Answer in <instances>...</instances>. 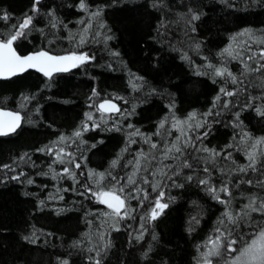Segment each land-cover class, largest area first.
Here are the masks:
<instances>
[{"label":"trees","instance_id":"16d2710c","mask_svg":"<svg viewBox=\"0 0 264 264\" xmlns=\"http://www.w3.org/2000/svg\"><path fill=\"white\" fill-rule=\"evenodd\" d=\"M83 2L0 0V39L32 17L20 53L90 57L0 80V107L24 118L0 136V264H204L217 236L209 259L228 264V241L264 227L261 213L225 216L264 201V0ZM105 98L118 114L98 110ZM113 186L123 216L93 195Z\"/></svg>","mask_w":264,"mask_h":264},{"label":"snow or ice","instance_id":"6c2138e0","mask_svg":"<svg viewBox=\"0 0 264 264\" xmlns=\"http://www.w3.org/2000/svg\"><path fill=\"white\" fill-rule=\"evenodd\" d=\"M39 2L40 0H35L36 4H39ZM79 6L82 10H85L87 7L83 0H81ZM34 10L38 11V9ZM96 14L98 15L99 13ZM4 19H7V16H5ZM31 22L32 17H27L19 26L21 30H17L7 38L0 39V78L7 79L11 76H15L19 73L27 71L29 68H35L37 71L42 72L45 76L51 78L53 73L69 71L71 68L78 67L90 59L86 53L78 55L74 52L69 55L62 56L51 55L47 51H39L27 56L19 55L16 49L13 47V44L21 35H23L22 29L27 28ZM80 43H85L83 36L80 38ZM225 51L231 55V51L229 49H225ZM261 55L264 56V53H261ZM225 73H227L229 76L232 75L230 72H227V69L216 70V74L218 76H224ZM232 82H236L235 77H232ZM233 94L234 93L232 92L227 93L229 96ZM218 98L219 97H217V99ZM99 109H103L104 111H119L115 104L107 101L105 103H101L99 105ZM261 114L264 115V113ZM87 115L88 119H92L91 114ZM194 116L195 113H192L189 119L194 118ZM21 119L22 118L19 113L0 110V136H5L11 132H14L20 126ZM184 123H187V121H177V124ZM160 127H164L163 122L161 123ZM189 127H191V125H189ZM180 131L183 135V129H180ZM75 135L79 137L81 133L77 131ZM61 139H63V137ZM256 143L261 144L264 143V141H257ZM151 147L156 148L157 145L153 143L151 144ZM172 147L177 152L181 151V149L176 145H173ZM171 150L172 149H168V151ZM205 151H207V149H205ZM249 159H253L251 154L249 155ZM61 162L63 161L61 160ZM116 163V161H113L114 166ZM79 166V164L76 165L77 168ZM137 167H139V161L137 162ZM67 171L68 170L65 169V172ZM205 171H207V169H205ZM103 179L104 175L102 173L99 174V180L102 181ZM188 179H191V177H188ZM29 182L31 183V181ZM147 182L148 181L145 180V183ZM129 183H135V181L129 177ZM201 183H207V181H201ZM211 190L216 191L214 188ZM123 191V187L116 189L115 186H113L109 190L102 189L98 192H94L93 195L97 197L98 203L106 205L107 208L111 209L113 213H115L117 216H120L122 211L126 208V199L122 198V196L118 194L123 193ZM221 191L227 192V188H222ZM160 196L162 197L163 193H160ZM221 203L227 202L221 201ZM167 206V204H161L159 201H157L156 207L152 209V219H155L160 214L157 209L162 211L164 208H167ZM252 212L264 214V201H262L260 205L257 206L256 200L253 198L248 204L244 205V209L240 214L233 216L232 213L226 212L225 216L230 223L236 224L238 221L249 217L250 213ZM124 215H127V212H124ZM229 235H231V233H229ZM26 239L28 238L26 237ZM211 244L213 245V248H211L209 252L205 254L204 264H212V260L209 259V257L218 256L220 254L219 248L224 246L220 236H217L215 240H212ZM236 244L237 240L235 239L228 241L226 251L228 253H237L231 258L230 261H228V264H264V227H261L258 232L254 233L252 238L246 242L242 248L237 249L236 247H233V245ZM97 264H99V261H97Z\"/></svg>","mask_w":264,"mask_h":264},{"label":"water","instance_id":"95a60500","mask_svg":"<svg viewBox=\"0 0 264 264\" xmlns=\"http://www.w3.org/2000/svg\"><path fill=\"white\" fill-rule=\"evenodd\" d=\"M41 1V0H40ZM13 47L16 49V51H17V53L19 54V55H21V56H27V55H31V54H34V53H36V52H39V51H47V52H49L51 55H56V56H62V55H69V54H71V53H53V52H50V51H48V50H46V49H39V50H35V51H31V52H28V53H20L18 50H17V48H16V46H15V42H14V44H13ZM76 69V67H74V68H71L69 71H66V72H70V71H73V70H75ZM29 70H32V71H36V72H39V71H37L35 68H29L27 71H29ZM27 71H24V72H22V73H19V74H17V75H15V76H11V77H9V78H7V79H11V78H13V77H16V76H19V75H22V74H24L25 72H27ZM39 73H41V74H43L42 72H39ZM57 73H64V72H56V73H53V75H55V74H57ZM44 75V74H43ZM52 75V76H53ZM45 76V75H44ZM0 80H5L4 78H0ZM111 102L112 104H115L116 106H117V108L119 109V111H104L103 109H99V105L101 104V103H105V102ZM97 108H98V110L100 111V112H102V113H105V114H118L119 112H120V110H121V105H120V103L117 101V100H115V99H112V98H105V99H102V100H100L99 102H98V104H97ZM0 110H3V111H9V112H15V113H19V115L21 116V121H20V126L14 131V132H11V133H9L8 135H11V134H14V133H16L17 131H18V129L22 126V124H23V120H24V118H23V114L20 112V111H16V110H13V109H9V108H3V107H0ZM5 136H7V135H5ZM119 194V193H118ZM122 196V195H121ZM122 198H124L123 196H122ZM102 205H104V204H102ZM105 207H107L106 205H104ZM125 210V209H124ZM123 210V211H124ZM122 211V212H123Z\"/></svg>","mask_w":264,"mask_h":264},{"label":"rangeland","instance_id":"374dc122","mask_svg":"<svg viewBox=\"0 0 264 264\" xmlns=\"http://www.w3.org/2000/svg\"><path fill=\"white\" fill-rule=\"evenodd\" d=\"M76 54H77V53H76ZM78 55H79V54H78ZM160 197H161V196H160ZM160 197H159V198H160ZM158 201L161 203V199H158ZM121 215L123 216L122 213H121ZM211 248H213V245H211V247H209V250H210ZM236 254H237V253H235L233 256H235ZM233 256H232V257H233Z\"/></svg>","mask_w":264,"mask_h":264}]
</instances>
